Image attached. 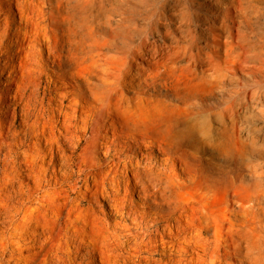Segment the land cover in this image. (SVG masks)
Here are the masks:
<instances>
[{
	"label": "bare ground",
	"instance_id": "6f19581e",
	"mask_svg": "<svg viewBox=\"0 0 264 264\" xmlns=\"http://www.w3.org/2000/svg\"><path fill=\"white\" fill-rule=\"evenodd\" d=\"M75 1L82 21L93 10L96 25L111 22V0ZM69 6L0 0V264H264L234 228L233 178L218 193L205 186L146 100L126 96L155 76L177 86L170 66L145 43L131 55L101 52ZM130 25L122 12L113 28ZM38 46L54 63V96L31 63ZM235 143L222 135L215 146L224 156Z\"/></svg>",
	"mask_w": 264,
	"mask_h": 264
},
{
	"label": "rangeland",
	"instance_id": "374dc122",
	"mask_svg": "<svg viewBox=\"0 0 264 264\" xmlns=\"http://www.w3.org/2000/svg\"><path fill=\"white\" fill-rule=\"evenodd\" d=\"M70 2L64 14L73 25L89 30L101 52L131 55L133 47L145 43L147 54L155 49L156 57L170 66V78L177 86L164 85L155 76L143 83L146 92L126 96L146 100L151 118L166 129L164 137L173 138L193 156L192 166L205 186L218 193L219 185H228L233 178L234 228L253 251H264V0H111V22L99 25L93 10L82 21L77 1ZM122 12L131 25L114 29ZM37 49L40 55L31 63L43 70L48 87L52 86L47 75L52 74L54 63L44 46ZM136 61L148 67L142 59ZM194 63L200 66L196 70L189 67ZM51 88L49 97L55 95ZM108 120L105 125L111 127ZM148 135L158 134L151 131ZM222 135L236 140L224 156L215 146ZM204 191L209 196L213 193ZM132 200L139 202L136 196ZM208 203L219 216H227L225 204ZM100 204L108 209L102 199ZM213 230L210 227L207 235Z\"/></svg>",
	"mask_w": 264,
	"mask_h": 264
}]
</instances>
